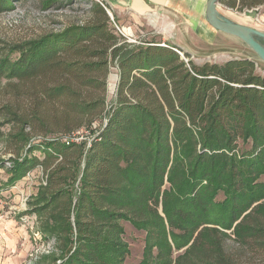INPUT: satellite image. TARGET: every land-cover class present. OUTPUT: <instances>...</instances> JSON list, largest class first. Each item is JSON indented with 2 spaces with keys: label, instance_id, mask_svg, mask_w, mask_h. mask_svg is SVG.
Returning a JSON list of instances; mask_svg holds the SVG:
<instances>
[{
  "label": "trees",
  "instance_id": "obj_1",
  "mask_svg": "<svg viewBox=\"0 0 264 264\" xmlns=\"http://www.w3.org/2000/svg\"><path fill=\"white\" fill-rule=\"evenodd\" d=\"M14 1L0 0V14ZM219 3L237 12L264 7V0ZM92 10L84 25L16 46V59L0 51V83L31 102L0 107V140L16 144L3 186L37 167L44 172L32 209L44 236L59 241L61 253L47 257L50 263L122 264L127 222L150 232V248L158 250L148 264H242L245 255L264 264L258 63L196 65L184 53L186 62L174 45L116 36L108 12L98 4ZM112 62L118 83L107 109ZM81 129L94 137L87 147L68 139ZM166 186L175 196L167 220L175 248L186 247L174 259L170 244L158 243L166 235L157 212L168 202ZM146 256L145 248L143 264Z\"/></svg>",
  "mask_w": 264,
  "mask_h": 264
},
{
  "label": "rangeland",
  "instance_id": "obj_2",
  "mask_svg": "<svg viewBox=\"0 0 264 264\" xmlns=\"http://www.w3.org/2000/svg\"><path fill=\"white\" fill-rule=\"evenodd\" d=\"M208 0H191L189 7L182 4V8L188 12H194L195 9L201 8L200 16L202 20H194L195 24L202 22L207 26V33H201L200 29L186 26L184 28L170 29L162 34H152V27H138L133 31L125 30L121 27L120 22L110 15V28L116 36H123L124 39L133 44L140 41H156L172 45L174 41L181 46L182 56L187 62L188 59L184 53L189 54V60L196 65L204 63L223 64L230 59L248 58L258 63L257 72L264 74V62L248 48L237 37L227 35L215 30L209 25L206 19V4ZM104 2V0H103ZM98 4L97 0H15L12 8L0 14V51L3 54L9 53L11 59H16L17 54L14 49L18 45H24L31 41L38 40L44 36L59 33L70 26L84 25L94 18L92 6ZM180 6V7H181ZM205 6V8H204ZM102 7V6H101ZM181 8V10H183ZM217 12L223 18L230 22L240 25L247 30L250 35L259 42L264 48V7L247 10L243 12L233 11L222 6H217ZM249 15V16H248ZM176 24L178 20H174ZM156 25V24H155ZM153 29H158L157 26ZM122 34L118 32V30ZM187 30H193L189 34ZM158 31V30H157ZM188 33V34H187ZM178 40V41H175ZM188 40V43L186 42ZM109 77L107 87V109L115 100L116 86L118 83L117 64L110 63ZM15 82V81H12ZM18 101L22 107L27 109L30 106V100L26 97L13 98L8 89L6 80L0 83V107L4 104H11ZM98 124L91 128L96 129ZM90 128V129H91ZM9 127L3 128L7 133ZM89 130V129H88ZM90 132V130H89ZM92 136V133H90ZM89 141H83L84 146L90 145ZM90 142V143H89ZM82 144V143H81ZM240 147H244L241 142ZM16 144L13 140H0V264H51V259L47 257L51 254L59 255V241L56 236L45 237L41 231V221L33 211V206L37 205L40 197L41 187L45 185V174L40 167L30 171L23 179L15 183L11 187H4L7 184L8 173L12 167V163L5 161L11 155H15ZM249 147V146H245ZM36 156L42 157L41 153H35ZM264 180V176L261 178ZM169 187V198L165 204L160 202L158 206V216H160L166 224V235L160 237L159 244L165 242L170 244L173 253L172 259L178 254L185 251L186 247L176 250V243L172 234V228L167 222L169 209L175 201L173 189ZM176 190V187H174ZM216 200L223 198L222 194L215 196ZM174 200V201H173ZM171 211V210H170ZM123 234L121 235L123 261L122 264H143L144 250L149 252V256L145 257V263H149L154 258L158 248H150L148 236L149 231L132 226L127 222H122ZM229 245H235L229 242ZM230 248V247H229ZM242 264H262L258 259L245 255Z\"/></svg>",
  "mask_w": 264,
  "mask_h": 264
},
{
  "label": "crops",
  "instance_id": "obj_3",
  "mask_svg": "<svg viewBox=\"0 0 264 264\" xmlns=\"http://www.w3.org/2000/svg\"><path fill=\"white\" fill-rule=\"evenodd\" d=\"M190 2L191 0H104L106 8L120 22L121 27L125 30L133 31L138 29V27L150 26L152 27V34H162L176 27L178 29L184 28L185 26L181 25L183 24L181 20H184L189 29L198 28L201 33L206 34L207 26L204 23L203 25L202 22L201 24H195L192 21V19H203V15L200 16L202 7L195 9L194 12L187 13L181 6L184 4L189 7ZM174 20H178L179 23L176 24ZM154 25L158 27V31L153 29ZM187 32L192 34L193 30H187ZM186 42L188 43V40ZM162 44L165 43L163 42ZM171 44L182 51L181 46L177 45L174 41Z\"/></svg>",
  "mask_w": 264,
  "mask_h": 264
},
{
  "label": "water",
  "instance_id": "obj_4",
  "mask_svg": "<svg viewBox=\"0 0 264 264\" xmlns=\"http://www.w3.org/2000/svg\"><path fill=\"white\" fill-rule=\"evenodd\" d=\"M219 0H208L206 4V19L211 27L215 30L237 37L240 39L248 48H250L258 58L264 62V48L253 38L250 33L238 24L230 22L226 18L220 16L217 12V6ZM109 14V13H108ZM110 16V15H109Z\"/></svg>",
  "mask_w": 264,
  "mask_h": 264
},
{
  "label": "built area",
  "instance_id": "obj_5",
  "mask_svg": "<svg viewBox=\"0 0 264 264\" xmlns=\"http://www.w3.org/2000/svg\"><path fill=\"white\" fill-rule=\"evenodd\" d=\"M97 2L108 12L109 10L106 8V5L104 4V2H103V0H97ZM118 30V32L120 33V34H122L121 32H120V30L119 29H117ZM124 36V35H123ZM178 53H179V55H181L182 56V53H180L179 51H177ZM91 132H89V130H87V129H81V130H79V131H76V132H74V133H72V135H70L69 137H68V139L71 141V142H76V143H83V141H89V139L91 138V140H92V138H94L93 137V135L91 136V134H90ZM91 140H90V142H91ZM89 142V143H90ZM89 145V144H88Z\"/></svg>",
  "mask_w": 264,
  "mask_h": 264
},
{
  "label": "bare ground",
  "instance_id": "obj_6",
  "mask_svg": "<svg viewBox=\"0 0 264 264\" xmlns=\"http://www.w3.org/2000/svg\"><path fill=\"white\" fill-rule=\"evenodd\" d=\"M249 16V15H248ZM223 17V16H222Z\"/></svg>",
  "mask_w": 264,
  "mask_h": 264
}]
</instances>
